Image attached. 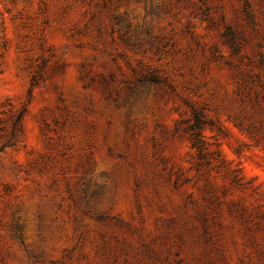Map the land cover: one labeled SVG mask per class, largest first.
Here are the masks:
<instances>
[{"label": "rangeland", "instance_id": "rangeland-1", "mask_svg": "<svg viewBox=\"0 0 264 264\" xmlns=\"http://www.w3.org/2000/svg\"><path fill=\"white\" fill-rule=\"evenodd\" d=\"M255 75L264 0H0V264H264Z\"/></svg>", "mask_w": 264, "mask_h": 264}, {"label": "trees", "instance_id": "trees-1", "mask_svg": "<svg viewBox=\"0 0 264 264\" xmlns=\"http://www.w3.org/2000/svg\"><path fill=\"white\" fill-rule=\"evenodd\" d=\"M257 84L264 89V83L260 81V77L258 75L250 76L247 80L243 79L241 81L237 90V94L239 95L241 102L243 104H248L253 112L260 111V109L264 106V93L253 89V86H256ZM191 110L194 123L188 127L187 132L190 134L191 147L200 155L204 149V143L201 138L200 131L204 128L206 121L196 108L192 107ZM249 120L250 125L246 129L242 127L241 124H237V127H239L240 130H247L249 134H253L254 130H260L259 128L261 127L255 125L252 116L249 117Z\"/></svg>", "mask_w": 264, "mask_h": 264}]
</instances>
